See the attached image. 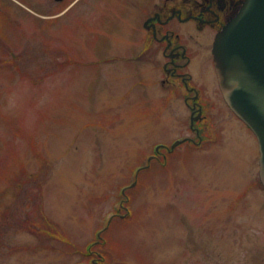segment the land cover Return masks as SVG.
<instances>
[{"label": "rangeland", "instance_id": "rangeland-1", "mask_svg": "<svg viewBox=\"0 0 264 264\" xmlns=\"http://www.w3.org/2000/svg\"><path fill=\"white\" fill-rule=\"evenodd\" d=\"M17 1L0 25V264H89L94 242L99 264H264L248 128L229 115L218 141L149 158L191 135L132 57L135 0H66L51 21L47 0Z\"/></svg>", "mask_w": 264, "mask_h": 264}, {"label": "flooded vegetation", "instance_id": "flooded-vegetation-1", "mask_svg": "<svg viewBox=\"0 0 264 264\" xmlns=\"http://www.w3.org/2000/svg\"><path fill=\"white\" fill-rule=\"evenodd\" d=\"M12 1L22 6L23 1ZM65 1L47 0L46 4L52 6V10L39 7V16L45 21L58 18L59 5ZM243 2L244 0H135L138 23L132 57L152 72L165 99L181 101L188 113L187 132L191 135L175 138L166 144H157L154 155L150 156L151 160L159 158L161 149L165 151L162 158L166 159L168 154L183 144L198 148L205 143L218 141L224 128L226 129L224 121H228L229 115L240 121L228 108L219 89L212 46L217 33L236 16ZM10 6L11 0H0V25L2 19L7 24L12 23ZM1 36L0 40L7 42V36ZM139 168L141 167L137 169ZM115 217L119 216L113 214L107 220L103 227L106 231ZM104 231L102 234L106 232ZM98 244L99 242H94L88 247L89 264H99L104 260L92 250Z\"/></svg>", "mask_w": 264, "mask_h": 264}, {"label": "water", "instance_id": "water-1", "mask_svg": "<svg viewBox=\"0 0 264 264\" xmlns=\"http://www.w3.org/2000/svg\"><path fill=\"white\" fill-rule=\"evenodd\" d=\"M212 55L224 101L257 140L264 189V0H244L215 36Z\"/></svg>", "mask_w": 264, "mask_h": 264}, {"label": "bare ground", "instance_id": "bare-ground-1", "mask_svg": "<svg viewBox=\"0 0 264 264\" xmlns=\"http://www.w3.org/2000/svg\"><path fill=\"white\" fill-rule=\"evenodd\" d=\"M139 172H140V171H139ZM139 172H138V173H139ZM138 173H137V174H138ZM106 229H107V228H106ZM105 231H106V230H105ZM105 231H104V232H105Z\"/></svg>", "mask_w": 264, "mask_h": 264}, {"label": "trees", "instance_id": "trees-1", "mask_svg": "<svg viewBox=\"0 0 264 264\" xmlns=\"http://www.w3.org/2000/svg\"><path fill=\"white\" fill-rule=\"evenodd\" d=\"M86 254H87V250H86V252H85Z\"/></svg>", "mask_w": 264, "mask_h": 264}]
</instances>
